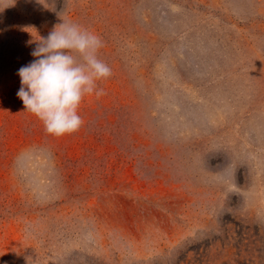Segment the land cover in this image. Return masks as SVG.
I'll return each mask as SVG.
<instances>
[{"label": "rangeland", "instance_id": "1", "mask_svg": "<svg viewBox=\"0 0 264 264\" xmlns=\"http://www.w3.org/2000/svg\"><path fill=\"white\" fill-rule=\"evenodd\" d=\"M63 19L113 76L56 137L17 73ZM0 264H264V0H0Z\"/></svg>", "mask_w": 264, "mask_h": 264}, {"label": "clouds", "instance_id": "2", "mask_svg": "<svg viewBox=\"0 0 264 264\" xmlns=\"http://www.w3.org/2000/svg\"><path fill=\"white\" fill-rule=\"evenodd\" d=\"M36 41L31 52L36 59L18 70L17 96L48 134L77 132L84 125L79 114L84 98L107 95L100 82L113 76L111 66L99 56L104 42L95 32L64 19Z\"/></svg>", "mask_w": 264, "mask_h": 264}]
</instances>
